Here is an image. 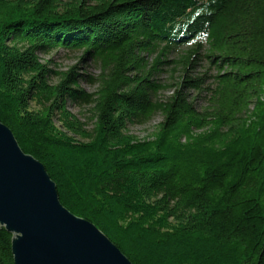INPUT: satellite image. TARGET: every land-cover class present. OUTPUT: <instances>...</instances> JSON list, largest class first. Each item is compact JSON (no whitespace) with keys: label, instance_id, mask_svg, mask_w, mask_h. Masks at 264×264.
I'll use <instances>...</instances> for the list:
<instances>
[{"label":"trees","instance_id":"16d2710c","mask_svg":"<svg viewBox=\"0 0 264 264\" xmlns=\"http://www.w3.org/2000/svg\"><path fill=\"white\" fill-rule=\"evenodd\" d=\"M58 49L99 65L95 92ZM0 121L132 264H264V0H0Z\"/></svg>","mask_w":264,"mask_h":264},{"label":"water","instance_id":"95a60500","mask_svg":"<svg viewBox=\"0 0 264 264\" xmlns=\"http://www.w3.org/2000/svg\"><path fill=\"white\" fill-rule=\"evenodd\" d=\"M0 227L14 264H132L92 222L59 200L43 164L0 121Z\"/></svg>","mask_w":264,"mask_h":264},{"label":"rangeland","instance_id":"374dc122","mask_svg":"<svg viewBox=\"0 0 264 264\" xmlns=\"http://www.w3.org/2000/svg\"><path fill=\"white\" fill-rule=\"evenodd\" d=\"M69 0H62V2H67ZM91 0H88V2ZM82 51H64L62 49L54 50L48 54H40V58L43 62H49L48 67L53 72H63L69 70L73 66H78L76 69L79 74L80 80V89L86 91L87 93H93L97 89V84L95 82H90L86 75L96 76L100 72L99 65L95 62H92L90 59L82 60ZM176 56V55H172ZM170 58H173V57ZM207 68L206 61L203 62V65L199 67L198 71H203ZM53 72L50 74V82L56 83L59 76L55 75ZM170 71L163 72L161 75L162 80H169ZM178 73L174 74V77H177ZM170 94L169 90L163 91L158 94V98L164 100L166 96ZM92 104H77L74 102H68V110L74 114L79 120L86 123V128L90 130L93 127L92 120ZM38 105L34 102H31V108L37 109ZM162 120L160 113L154 114L148 121L144 123H135L128 125V132L132 135H135L138 139L151 138L153 132L156 130L157 124Z\"/></svg>","mask_w":264,"mask_h":264}]
</instances>
